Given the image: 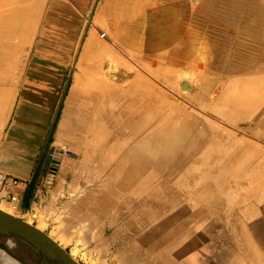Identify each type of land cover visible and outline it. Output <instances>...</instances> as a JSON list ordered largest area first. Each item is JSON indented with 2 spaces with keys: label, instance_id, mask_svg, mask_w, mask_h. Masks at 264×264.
<instances>
[{
  "label": "bare ground",
  "instance_id": "bare-ground-1",
  "mask_svg": "<svg viewBox=\"0 0 264 264\" xmlns=\"http://www.w3.org/2000/svg\"><path fill=\"white\" fill-rule=\"evenodd\" d=\"M31 1L0 0V42H5V46H0L1 55H10L5 53L12 49L10 45L17 50L21 47L14 42L15 37L28 39L27 28L35 14ZM104 2L108 16H113L114 19L118 47L129 50L130 54L139 58L138 61L147 66L149 71L153 70L152 62L161 66L163 72L155 70L154 72L164 79L167 86H172V79L176 77L185 78L183 76L191 75L193 78L180 79L177 82L183 100L179 102L176 99L171 100L160 91L156 93L154 90L151 91L154 86L150 80L142 86L150 90L143 89L145 92L139 86L141 84L138 83L137 77L124 85H119L118 82L122 81L124 76L125 79L129 77L131 79L133 75L127 72L125 75H120L111 70L110 64L103 63L101 70L96 71L95 77L89 84L93 91L88 93L90 100L87 104V119L81 124V128L85 131L84 136L87 135V145L96 137L97 143L85 145L84 148L71 145L70 150L76 162L81 163L78 166L73 161L69 162V168L73 170L90 161L86 163L89 167L86 178L91 183L84 188L85 192L81 189L82 193L79 195L83 197L75 208V214L79 216L76 221L78 220L80 226L85 222L88 228L86 233L89 237L88 242L94 246L85 252L89 256H95L96 260H92L93 264H106L105 259H101V252L106 249L109 250L111 257L118 259L117 264H195L199 260L205 261V264L211 262L205 258L208 254L205 251L209 249L204 248L205 251L196 254L194 248L213 237L214 224L217 225L220 219L194 233L187 228L188 220L175 228L171 227L176 216L170 214L164 217L163 208L181 203V192L187 186L182 185L181 182L178 185L177 174L165 165L166 160L172 161V159H161L157 151L171 152L169 156L178 154L176 161L180 162L186 171L214 164L212 167L215 169L211 172L214 175L213 180L224 175L233 161L237 162L236 153H228L217 159L213 154L215 152L212 150L218 148L226 137L224 133L219 135L223 127L214 118L232 122L230 111L238 110L239 106L243 105H247L246 110H248L250 105L264 104V47L261 45L264 38V0H123L122 2L104 0ZM105 35L106 33L99 34L100 38H104ZM201 37L212 41V52L210 55L207 52L208 57H205L201 50ZM103 40L106 41L105 38ZM107 45L104 42L98 43V47L104 51L109 49ZM241 49L246 53L241 52ZM93 51L92 40L88 38L83 45V56L88 53L91 55ZM10 61L11 59L8 58L6 65ZM201 64L204 65L203 70L200 69ZM242 71H246L249 77L241 78ZM222 78L226 79L222 82L234 80L243 83L242 80H245L248 84L246 83L245 89L234 90L235 94L230 97L231 99L225 100L223 97L227 95L228 88H224L222 82L219 83ZM111 87H114V91L109 89ZM10 89L9 82L0 83L1 121L6 114L8 101L12 98V89ZM100 120H104L107 127L103 124L102 129L98 125ZM112 125L116 126L114 131L119 133L124 142L122 145L118 142L121 145L118 146L119 148L108 140V136L112 134ZM190 126L199 127L195 129L197 132L192 134L194 138L181 139V136L178 138L174 135L178 128ZM123 127L126 129L121 131ZM245 142L250 145L249 141ZM237 143L239 144L238 141ZM5 146V137L0 132V159L5 162H15L17 157L8 155ZM251 147L260 157L257 160L261 159L264 163V153L261 148H254V145ZM244 148L242 150L246 151ZM56 160L57 166L59 160ZM245 164L243 163L241 167ZM253 164L251 170L246 173L251 186L243 196L250 202L240 206L246 207L244 211H250L251 207L258 208L256 211L261 213L264 211V203H262L264 177L259 175L261 165L258 167L255 164L258 169L254 171ZM4 171L19 174L18 169H11L10 166L4 167ZM4 171L0 173L14 177ZM191 172L186 173L192 176ZM55 175L50 174V183L60 176L59 173ZM95 182H101L102 189L96 188ZM194 184L195 186H191L188 192L197 198V203L210 201L212 198L220 199L222 190L215 187L212 181L201 184L199 180H195ZM142 188L145 189V194L139 195L138 200L130 204L131 199L137 198ZM77 189L75 191L78 192ZM7 202L9 204L5 202L0 205V209L21 217V214H17L20 211L19 201ZM239 203V200L235 201L236 205ZM191 206L194 210L193 218L197 214L196 207H198L195 206L194 198L191 199ZM48 211L46 210L45 213ZM45 216L41 215L38 218L37 228L40 230L47 224ZM30 217L27 215V218L22 219L30 223ZM259 221H263V218L260 217L256 223L250 224L247 231H243L237 223L231 227L226 223L234 236H229L234 244L231 241L227 243L224 239L218 243L215 256L221 264H239L244 259H249L251 264H264V225ZM118 224L121 225L116 228ZM109 228L114 230L109 238H105L104 235ZM82 233L81 227L75 233L74 244L69 252L73 258L83 252H81L84 247ZM49 236L62 247L72 237L66 231L60 233L55 228ZM85 252L82 255L84 259Z\"/></svg>",
  "mask_w": 264,
  "mask_h": 264
},
{
  "label": "rangeland",
  "instance_id": "rangeland-1",
  "mask_svg": "<svg viewBox=\"0 0 264 264\" xmlns=\"http://www.w3.org/2000/svg\"><path fill=\"white\" fill-rule=\"evenodd\" d=\"M122 1L123 0H121V2ZM105 3L104 0H32L31 5L33 6L32 9L35 10V14L32 16L33 21H31L27 28L28 39H25V37L21 38L20 36L15 37L13 39L14 42L18 44L19 47L21 45V47L17 50L10 45L9 47L12 49L5 52L10 55L5 56V54H0V58L2 57L0 60V83L9 82L10 88L12 89H10L12 98L8 101L6 114L2 121L0 120V123L2 122L0 132L3 133V137H5V148L8 155L17 157L15 162H5L0 159V171H4V167L9 166L11 169H20L28 164H32L34 167L40 165L39 174L41 180H39V182L42 181L40 185L44 184L45 186L42 188L43 200L41 203L35 205L32 211H19L17 214H21V218H27L29 213L32 214L31 212L34 213L36 211L37 216L30 217V223L36 227L39 220L38 215L39 217L41 215H46L47 224L42 229L44 232L48 235L52 234V230L55 228L60 233L66 231L70 236L72 235L71 240H69L66 245H63L68 252H70L74 244L76 237L75 233L80 227L83 230L82 238L84 239L82 240L84 247H82L83 250H81V252H85L94 247L88 242L89 237L86 234L88 228L84 224L85 222L80 226V223L77 222L78 220L76 221L79 216L75 214L76 204L80 202L83 197L79 194L82 193V190H85L84 188L88 186L87 184L90 185L91 183L86 178L87 171H89L87 164L90 161L83 163L80 168L77 167L73 170L69 168V162L71 163L73 161L76 165H80L81 163L80 161H78L79 163L76 162L74 154L70 150L71 145L80 148H84L85 145H87V135L84 136L85 131L84 129L82 130L81 124L87 119V104L89 103L88 100H90V95H88V93L93 91L89 84L95 77L96 71L101 70L103 63L105 65L110 64L111 70L118 72L120 75H125V72L133 75L131 79L130 77L125 79L124 76L122 81L118 82L119 85H124L137 77L138 83L141 84L139 86L142 87L143 84L147 83L146 81L150 80L154 86V89H151V91L154 90L155 93L160 91V93L167 95L171 100L176 99L179 102L183 100L181 99L182 91L179 90L177 82L180 79L193 78L191 75L183 76L185 78L176 77L172 79L173 87L167 86L164 79H161V77L157 76L154 72V70L163 72L164 69H161V66L152 62L153 70L149 71L148 67L140 63V61H138L139 58H136L135 55H131L129 50L118 47L116 45V35L114 32V19L113 16H108ZM34 4L36 5L35 8ZM102 33H106L104 37L106 41L103 40L104 38H100L99 34ZM88 38L92 40L94 51L90 53L91 55L88 53L86 55L88 57H86L83 56V45ZM201 39L200 46L202 48H200L206 57L207 52L209 55L210 52H212V41L205 37H201ZM262 40L261 45L264 47V38ZM99 42L108 44L107 46L109 49L105 51L102 50L98 47ZM1 45L5 46V42H0V46ZM240 51L246 53L243 49ZM227 53H229V51H227ZM5 58H7V60L8 58L11 59L8 65H6L7 60ZM200 69H204L203 64L200 65ZM246 73V71H242L240 77H249ZM206 77L208 76L206 75ZM224 80L226 81L225 78H222L219 80V83ZM242 81L243 83L235 82L234 80L222 82L224 88H228L226 89L227 95L223 98L225 100L229 98L228 100H230V97L235 94L234 90L245 89L247 86L246 83L248 84V82L245 80ZM66 86L67 90L64 94ZM194 86H196V83H194ZM113 88L114 87H111L109 89L113 90ZM143 89L149 90L148 88L142 87V90ZM140 97L143 98V96ZM62 98L63 101L61 102ZM79 100L80 103H78ZM1 105L0 102V106ZM59 106L60 109L56 122L50 132ZM250 107L246 110L247 105H243L239 106L240 109L238 110L230 111L232 122L220 121L214 118V120L223 127L219 135L224 133L226 136L220 142L219 147L212 150L215 152L213 154L216 155V159L224 155L226 156L228 153L237 154V162L233 161V164L227 168L224 175L222 174L214 180V175L211 174L215 169V167H212L214 164L190 169L193 174L191 176V174L189 175V173H186L190 171H186L181 166L180 162L176 161L179 157L178 154L169 156L171 152L162 153L157 151L161 159H172V161L166 160L165 165L166 168L172 169L173 173L177 174L176 176L179 178V184L184 181L186 183V179L190 181L192 186H195V180H199L201 184L205 182L210 183V181H212L215 187L222 190L220 197L225 201L222 200L221 206H216L219 200H212L207 203L208 208L216 215L221 212L227 214L234 209H238V213L242 214L246 209V207H241L240 205H245L250 202V200H245L246 197L244 199L243 196L246 193L245 191L251 186L249 185L250 180L246 177V173L249 169L251 170L253 163L255 167L254 171L261 165L262 171L260 170L261 173H259V175L264 177V163L261 159L257 160V158L260 157L256 150H253L251 147L254 145V148H261L264 153V104L256 103V105H250ZM103 124L107 127L104 120L98 122V125L101 126L102 129ZM190 127V129L187 127H181L182 129L178 128L174 135L178 138L181 136V139H185V137L194 138L195 136H192V134L194 135V133L197 132L195 129L199 127ZM111 128L112 134L108 136V140L111 141L112 145L120 147L124 144V142H122V137L119 136L118 132L114 131L116 129L115 125H112ZM125 129L126 128L123 127L121 131ZM186 129L187 131H185ZM178 131H180V133ZM183 133L186 134L184 135ZM116 138H118L117 141H115ZM242 139L249 141L250 145H247ZM61 140L64 141L62 142ZM118 142H120L121 145ZM88 143L89 145L87 146L96 144L97 137ZM246 145L249 150L246 148ZM194 148L197 149L199 147ZM242 148L246 149V151H243ZM185 150L186 149H184V151ZM240 155L242 158L239 157ZM56 159L59 160L57 166L55 165ZM243 163L246 164L241 167ZM255 164H257L258 167ZM245 166H247V168H244ZM238 167L240 168L238 169ZM182 171L186 172L183 173ZM6 173L13 174V172ZM58 173L61 177L54 178L50 183V174L57 175ZM99 179L100 178H98V181H100ZM81 181H83V184L80 183ZM100 184L101 182H95V187L102 189V184ZM263 188L264 186L262 187V194L264 193ZM76 189L78 192L75 191ZM137 189H139V186H137ZM139 192L137 198L133 197L131 199L130 204L135 203L139 195L145 194V189L142 188ZM76 193L78 194L76 195ZM75 197H77V199ZM238 200L240 203L236 205L235 201L238 202ZM254 200L255 199H252V201ZM262 203H264V200ZM2 204H5V202L0 200V205ZM6 204L9 203L7 202ZM257 209L251 207L249 214H254ZM46 210L49 211L45 213ZM261 214L264 216V211L261 212ZM61 220H63V222H61ZM120 225L121 224H118L116 228L120 227ZM113 230V228H109L104 237L109 238ZM226 234L228 235V233L223 234V238H225ZM53 237L56 238L55 235H53ZM83 252L82 254L79 253L76 255L75 259L81 264H93L92 260H96L95 256H89V254L85 252L86 255L84 259V256H82ZM112 257L108 249L101 252V259H105L104 261L106 264H117V259H115V257L113 259ZM246 261L248 260L244 259L242 263L239 264H251L250 260L249 263Z\"/></svg>",
  "mask_w": 264,
  "mask_h": 264
},
{
  "label": "crops",
  "instance_id": "crops-1",
  "mask_svg": "<svg viewBox=\"0 0 264 264\" xmlns=\"http://www.w3.org/2000/svg\"><path fill=\"white\" fill-rule=\"evenodd\" d=\"M18 170H19L18 171L19 174L13 173L11 175L16 174L17 176L16 175H14V176H16V177L20 176V177H18V179L20 178L19 179L20 186L18 188V190H19L18 191L19 210L21 212L32 211L34 206L37 205L38 203H41L43 200L42 199V197H43V194H42L43 189L42 188H44L45 186H44V184L40 185V182H42V181L39 182V180H41V177L39 174L40 165L34 167V165H32V164H28V165H26V166H24ZM187 180H186V183H185V181L182 182V185H186L187 188H185L183 190V192H181V195H180V197L182 199L181 203H179L173 207L170 206V208L165 206V208H163V209H165V211L163 212L164 213L163 215H164V217L168 216L170 214H174L176 216L174 224L171 226L172 228H175L180 223L188 220L187 228L192 233L198 232L199 230L206 227L210 223H212V222L216 223L217 219H220L221 222L218 221L217 225L214 224L215 229H214L213 233H215V234L213 235V237L211 239H209L208 241L204 242V244L197 245L196 248H194V253L198 254L202 251H205L204 248H207V249H209V251H205V252H208V254L205 256V258H207L211 262H206V264H221V262L219 260H217L215 253L217 251L218 243L220 242V240L224 239L227 243H229L230 241L233 243V240H231L230 237L231 236L234 237V236L231 233L230 227L233 226V224L237 223V225H239L243 228V231H247L248 226L250 227V224L256 223L260 217L263 218V221H259V222L263 223V225H264V216L260 212L258 213V211H255L253 215L249 214L248 212H250L251 210L250 211H243L244 214H243V212L241 214V213H238V211L235 209L232 210V212L227 213V214H224L223 212H221L218 215L213 214V212L210 210V208H208V205H207V203L209 201L197 203V198L194 197L193 194L188 192L192 185L190 184V181L189 180L187 181ZM178 185H180V184L178 183ZM183 194H185V195H183ZM192 198H194L195 206H198V207H196L197 214L195 213L196 215L193 218H192V216H193L194 210L191 206V199ZM0 200L4 201L6 203L8 201V199L6 198L5 195H3V193H0ZM212 200L213 201L219 200V202L216 203L217 207L222 205L223 199L221 197H220V199L212 198L210 201H212ZM184 201H186V202H184ZM31 213L32 214H30V213L28 214L31 216V218L33 216H35V217L37 216L36 211L34 213L33 212H31ZM215 215H216V217H214ZM38 218H39V215H38ZM214 218H216V219H214ZM213 219L215 221H213ZM226 223H229L230 227L229 226L227 227ZM221 225H222V227H221ZM224 233H228V235L227 234L225 235V238H223ZM229 233H231V234H229ZM220 237L222 239H220ZM247 260L248 261H246V262L249 263V259H247ZM199 262H200V264H205V261H203V260H201V261L199 260L198 262H195V264H199ZM239 263H242V261ZM0 264H22V263L19 262L18 260H16L11 255L0 250Z\"/></svg>",
  "mask_w": 264,
  "mask_h": 264
},
{
  "label": "water",
  "instance_id": "water-1",
  "mask_svg": "<svg viewBox=\"0 0 264 264\" xmlns=\"http://www.w3.org/2000/svg\"><path fill=\"white\" fill-rule=\"evenodd\" d=\"M66 90L67 86L64 94ZM60 106L50 132L56 122ZM0 250L11 255L22 264H81L46 232L21 217L1 209Z\"/></svg>",
  "mask_w": 264,
  "mask_h": 264
},
{
  "label": "built area",
  "instance_id": "built-area-1",
  "mask_svg": "<svg viewBox=\"0 0 264 264\" xmlns=\"http://www.w3.org/2000/svg\"><path fill=\"white\" fill-rule=\"evenodd\" d=\"M19 186H20V181L15 176L12 177V176L3 175L0 173V193H3V195H5L6 198L11 203L12 202L18 203L19 201V197H18Z\"/></svg>",
  "mask_w": 264,
  "mask_h": 264
}]
</instances>
